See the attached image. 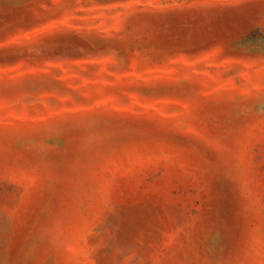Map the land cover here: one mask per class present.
Returning a JSON list of instances; mask_svg holds the SVG:
<instances>
[{
	"label": "rangeland",
	"instance_id": "obj_1",
	"mask_svg": "<svg viewBox=\"0 0 264 264\" xmlns=\"http://www.w3.org/2000/svg\"><path fill=\"white\" fill-rule=\"evenodd\" d=\"M0 264H264V0H0Z\"/></svg>",
	"mask_w": 264,
	"mask_h": 264
}]
</instances>
